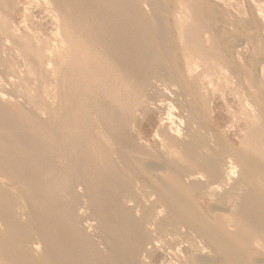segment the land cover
Segmentation results:
<instances>
[{"label":"bare ground","instance_id":"obj_1","mask_svg":"<svg viewBox=\"0 0 264 264\" xmlns=\"http://www.w3.org/2000/svg\"><path fill=\"white\" fill-rule=\"evenodd\" d=\"M169 1L0 0V264H264V69Z\"/></svg>","mask_w":264,"mask_h":264},{"label":"rangeland","instance_id":"obj_2","mask_svg":"<svg viewBox=\"0 0 264 264\" xmlns=\"http://www.w3.org/2000/svg\"><path fill=\"white\" fill-rule=\"evenodd\" d=\"M22 2H25V0H22ZM207 2L211 11L213 12L212 20L215 25L214 37L219 40L221 50H227V52H229V54L234 58L235 64L239 69L245 67L247 64H253V66L256 65L258 67H263L264 69V65L262 64L264 63V18H262L264 17V9L263 7H261L264 6V0H207ZM172 4L173 0H170L169 2H164V5L167 6V8L172 7ZM32 6V15L33 17L35 16L34 22L37 25L40 24L41 26L43 24L42 27L44 28L47 34V39L51 40V32L54 31V29L53 26H51L49 23L50 21L48 19V16L44 13L39 14L40 11L36 7H34V5ZM144 7L147 14H153L150 6ZM258 13H260V17L259 15H257ZM161 15L164 14L161 12L156 13V16L161 17ZM242 46L244 48H242ZM239 47L242 48L244 51ZM236 48L238 49L239 53L235 52L237 50L234 51V49ZM236 66L230 64L226 66L228 67L227 69L229 72L226 68H223V71L225 70L224 72L221 71L224 76L229 78V81H234V83L230 81L232 84H235L237 79L235 73H237L238 68H236ZM252 69L254 70V68ZM215 72V70L208 71L209 78L207 77V82H211L213 80L214 83V87L212 86L211 93L216 94L218 92L216 96L213 95L214 99L210 101V117L208 118V121L217 122L218 124H220V126L225 128L226 126L230 125V121H228L230 115L228 114V112L230 110L238 111L240 110V106L236 103L235 94H233L230 90L233 88L224 89V86H218L222 82L221 80H219L218 84V74H216L217 72ZM253 73L255 72L253 71ZM220 94H222V97L219 96ZM221 98L224 100H222ZM229 107H231V109ZM227 131L231 133L236 130L232 128V126H230ZM160 260L161 259L158 258L156 264H158ZM163 263L168 264V258L164 259Z\"/></svg>","mask_w":264,"mask_h":264}]
</instances>
